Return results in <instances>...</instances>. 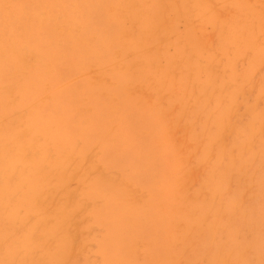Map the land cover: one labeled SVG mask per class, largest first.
I'll list each match as a JSON object with an SVG mask.
<instances>
[{
	"label": "rangeland",
	"instance_id": "1",
	"mask_svg": "<svg viewBox=\"0 0 264 264\" xmlns=\"http://www.w3.org/2000/svg\"><path fill=\"white\" fill-rule=\"evenodd\" d=\"M0 90V264H264V0H0Z\"/></svg>",
	"mask_w": 264,
	"mask_h": 264
},
{
	"label": "bare ground",
	"instance_id": "2",
	"mask_svg": "<svg viewBox=\"0 0 264 264\" xmlns=\"http://www.w3.org/2000/svg\"><path fill=\"white\" fill-rule=\"evenodd\" d=\"M110 1V0H109ZM111 3V2H110ZM48 4V3H47ZM42 7V6H41ZM57 7V6H56ZM70 8V7H69ZM132 10V9H131ZM162 11H164V10H162ZM159 12V11H158ZM176 12V11H175ZM162 13V12H161ZM164 13H166V12H164ZM151 14V13H150ZM66 15V14H65ZM71 15V14H70ZM156 15H157V13H156ZM162 15H164V14H162ZM62 16V15H61ZM47 17V16H46ZM119 17V16H118ZM129 17V16H128ZM159 17H161V16H159ZM61 18H63V17H61ZM120 20V19H119ZM126 20V19H125ZM111 21V20H110ZM122 21V20H121ZM129 21H131V20H129ZM54 22V21H53ZM117 22V21H116ZM148 22H150V21H148ZM87 23V22H86ZM50 24V23H49ZM118 25V24H117ZM87 26V25H86ZM58 29V28H57ZM103 29V28H102ZM93 30V29H92ZM120 31V30H119ZM101 32V31H100ZM94 33V32H93ZM99 33V32H98ZM189 36V35H188ZM103 40V39H102ZM141 40V39H140ZM139 40V41H140ZM36 41V40H35ZM37 42V41H36ZM235 42V41H234ZM62 43V42H61ZM128 43V42H127ZM131 44V43H130ZM194 44V43H193ZM143 48V47H142ZM199 50V49H198ZM202 50V49H201ZM200 51V50H199ZM99 52V51H98ZM100 53V52H99ZM25 54V53H24ZM13 56V55H12ZM35 58V57H34ZM28 59V58H27ZM45 59V58H44ZM81 60V59H80ZM152 60V59H151ZM98 61V60H97ZM153 61V60H152ZM31 64V63H30ZM133 65V64H132ZM153 65V64H152ZM127 67V66H126ZM27 68V67H26ZM23 73H24V71H23ZM49 73V72H48ZM137 74V73H136ZM149 75V74H148ZM153 75V74H152ZM156 76V75H155ZM139 78V77H138ZM22 86V85H21ZM45 86V85H44ZM38 88V87H37ZM38 90V89H37ZM1 91V90H0ZM41 91V90H40ZM10 96V95H9ZM111 107V106H110ZM134 110V109H133ZM115 112V111H114ZM112 113V112H111ZM73 114V113H72ZM101 116V115H100ZM125 118V117H124ZM119 119V118H118ZM137 120V119H136ZM137 125V124H136ZM141 126V125H140ZM136 128V127H135ZM132 133H133V131H132ZM94 134V133H93ZM90 136V135H89ZM132 136V135H131ZM1 144V143H0ZM36 146V145H35ZM89 146V145H88ZM4 148V147H3ZM9 148V147H8ZM21 149V148H20ZM81 155V154H80ZM71 157V156H70ZM127 161V160H126ZM128 161H130V160H128ZM133 162H134V160H133ZM3 175V174H2ZM1 175V176H2ZM38 175V174H37ZM43 176V175H42ZM37 177V176H36ZM38 179V178H37ZM51 181V180H50ZM49 181V182H50ZM50 184V183H49ZM3 186V185H2ZM57 196V195H56ZM5 197V196H4ZM55 199V198H54ZM38 200V199H37ZM18 202V201H17ZM40 202V201H39ZM54 202V201H53ZM8 207V206H7ZM7 209V208H6ZM31 219V218H30ZM25 226V225H24Z\"/></svg>",
	"mask_w": 264,
	"mask_h": 264
}]
</instances>
